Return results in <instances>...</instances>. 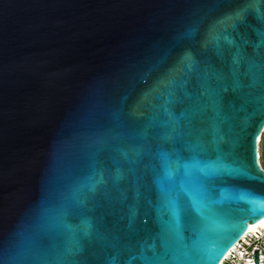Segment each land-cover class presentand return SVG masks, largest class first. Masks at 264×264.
<instances>
[{
	"label": "snow or ice",
	"instance_id": "6c2138e0",
	"mask_svg": "<svg viewBox=\"0 0 264 264\" xmlns=\"http://www.w3.org/2000/svg\"><path fill=\"white\" fill-rule=\"evenodd\" d=\"M262 2L240 0L201 59L185 49L130 102L98 111L57 207L0 264H217L237 220L264 217Z\"/></svg>",
	"mask_w": 264,
	"mask_h": 264
},
{
	"label": "water",
	"instance_id": "95a60500",
	"mask_svg": "<svg viewBox=\"0 0 264 264\" xmlns=\"http://www.w3.org/2000/svg\"><path fill=\"white\" fill-rule=\"evenodd\" d=\"M239 5L240 0H0V255L5 260L29 246L57 207L87 151L97 112L125 98L130 102L185 49L201 59L208 34H223L217 21ZM257 6L264 9V2ZM247 25L261 22L249 14ZM238 30L254 35L251 27ZM261 219L250 214L238 219L243 230L225 255ZM254 257L258 264L257 252Z\"/></svg>",
	"mask_w": 264,
	"mask_h": 264
},
{
	"label": "built area",
	"instance_id": "2783aa9c",
	"mask_svg": "<svg viewBox=\"0 0 264 264\" xmlns=\"http://www.w3.org/2000/svg\"><path fill=\"white\" fill-rule=\"evenodd\" d=\"M255 252L258 253V264H264V234L259 230H247L219 264H255Z\"/></svg>",
	"mask_w": 264,
	"mask_h": 264
},
{
	"label": "bare ground",
	"instance_id": "6f19581e",
	"mask_svg": "<svg viewBox=\"0 0 264 264\" xmlns=\"http://www.w3.org/2000/svg\"><path fill=\"white\" fill-rule=\"evenodd\" d=\"M263 137H264V133L261 134L260 137L258 138L259 142H261ZM248 230H252V231H258L259 230V231L263 232V234H264V219H261L260 221L249 225Z\"/></svg>",
	"mask_w": 264,
	"mask_h": 264
},
{
	"label": "rangeland",
	"instance_id": "374dc122",
	"mask_svg": "<svg viewBox=\"0 0 264 264\" xmlns=\"http://www.w3.org/2000/svg\"><path fill=\"white\" fill-rule=\"evenodd\" d=\"M259 153H260V162L262 164V166L264 167V137L261 140V142H259Z\"/></svg>",
	"mask_w": 264,
	"mask_h": 264
}]
</instances>
